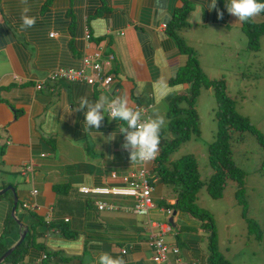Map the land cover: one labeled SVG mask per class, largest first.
Masks as SVG:
<instances>
[{
	"label": "crops",
	"instance_id": "obj_1",
	"mask_svg": "<svg viewBox=\"0 0 264 264\" xmlns=\"http://www.w3.org/2000/svg\"><path fill=\"white\" fill-rule=\"evenodd\" d=\"M212 2L189 0L187 26L172 30L170 22L182 0H27V15L36 23L23 29L22 0H0V190L13 187L15 215L35 239L33 244V238H27L17 264H98L100 253L122 257L126 264H156L148 239L161 232L159 227L150 231L148 220L169 225L161 235L179 249L177 255H169L170 261L207 264L209 233L204 222L171 207L177 193L156 176L154 162L145 165L154 203L146 214L131 210L132 198L94 191L123 185V176L142 164L132 162L129 150L122 148L118 120L105 116L100 129L85 132L84 111L75 109L80 97L110 101L123 95L132 107L146 109L142 118L165 114L163 108L171 98L189 88L172 82L187 59L174 34L197 57L198 49L212 45L211 52L217 53L218 47H224L228 53L218 52L217 58L228 57L234 65H242L236 49L237 41L239 46L245 44L242 22L228 13V0H216V7L209 8ZM197 7L204 8L202 22H191ZM97 50L115 57L114 79L106 88L49 78L59 69L79 68L82 56ZM258 51L264 61V34ZM158 94L163 97L159 103ZM113 132L116 139L107 142L104 137ZM81 187L90 190L82 192ZM13 200L10 190L0 195V236L9 228L6 240L15 242L21 230L10 222ZM100 202L115 208L98 209ZM231 209L234 219L222 217L219 225L213 220L219 251L231 264H264V233L245 245L247 222L235 215V206Z\"/></svg>",
	"mask_w": 264,
	"mask_h": 264
},
{
	"label": "trees",
	"instance_id": "obj_2",
	"mask_svg": "<svg viewBox=\"0 0 264 264\" xmlns=\"http://www.w3.org/2000/svg\"><path fill=\"white\" fill-rule=\"evenodd\" d=\"M189 9V0H182V5L175 9L172 22H170L172 30L187 26L184 17ZM261 18H263L261 21L242 22L241 25L242 32L246 37V47L252 51L259 49V39L264 34V13L261 14ZM174 37L187 59L176 72L172 82L187 84L189 88L186 94L176 95L169 101L166 112L168 121L166 127L161 131L159 154L154 160L152 169L162 183L173 185L177 193V201L171 207L186 211L204 222V228L209 233L207 264H231L218 249L211 213L196 205V193L202 185H205L207 194L211 198L218 199L222 196L228 180L234 181L236 183L234 199L240 205L241 216L247 222L249 233L253 234V231L257 229V224L246 216L247 204L244 189L246 173L232 159L231 138L234 132L249 131L264 149V135L247 116L236 111L234 99L228 95L223 78H210L201 68L196 52L185 44L182 37L176 34ZM203 87L213 90L216 99L214 116L217 124L214 139L207 146V159L212 172L205 181L200 178L197 161L191 153L183 154L176 159L171 158L172 152L182 142L191 136H198L200 133L196 102ZM262 166H264V162ZM10 222L15 224L13 218L10 219ZM8 229L0 236V256L14 243V240H6ZM29 237L33 238L32 242L35 244L34 233L28 231L23 242L1 264L19 263L24 256L25 242ZM254 237L259 239L260 233Z\"/></svg>",
	"mask_w": 264,
	"mask_h": 264
},
{
	"label": "rangeland",
	"instance_id": "obj_3",
	"mask_svg": "<svg viewBox=\"0 0 264 264\" xmlns=\"http://www.w3.org/2000/svg\"><path fill=\"white\" fill-rule=\"evenodd\" d=\"M242 37L245 44L239 46L240 42L237 41L236 43L239 60L243 62L242 65H234L228 57L221 56L217 58L218 52L227 54L228 50L224 47H218L217 53H212V45H209V48H206L207 50L204 48L198 49L199 56L197 58H199L201 66L210 78H223L228 95L234 99L236 111L247 116L251 123L264 135V61L261 58V53L259 54V49L257 51L246 49V39L243 34ZM199 47L200 45L195 48ZM237 62L236 60V64ZM167 109L168 106L163 108L165 114L153 117L164 118L165 126L163 128L166 127L168 121ZM215 109L216 99L213 90L211 88H201L196 102L200 133L198 136H191L188 140L182 142L171 154V158L176 159L183 154L191 153L197 161L200 178L203 181L212 172L207 159V146L214 139L217 127L214 116ZM231 156L237 166L241 167L246 173L244 178L247 204L246 216L249 215L247 218L259 222V226L253 231V234L244 233L243 242L246 245L249 240L256 241L254 235L257 233L263 235L264 233V166H262L264 149L251 132H234L231 138ZM235 190L234 181L228 180L222 196L214 199L207 194L205 185H202L196 193V205L209 211L218 225L223 222V220L221 221L222 217L228 216L230 220L234 219L232 206H235V215L240 217L241 208L234 199ZM19 210L20 208H18V214L20 213ZM24 212L22 211L21 218H23Z\"/></svg>",
	"mask_w": 264,
	"mask_h": 264
},
{
	"label": "clouds",
	"instance_id": "obj_4",
	"mask_svg": "<svg viewBox=\"0 0 264 264\" xmlns=\"http://www.w3.org/2000/svg\"><path fill=\"white\" fill-rule=\"evenodd\" d=\"M25 5L22 11L23 29L33 27L36 23L35 17H29L27 0H22ZM216 7V0H213L209 8ZM229 14L235 16L238 22H256L257 18L264 13V0H228L226 5ZM204 8L197 7L191 14L193 20L202 22ZM219 15L223 16V12ZM143 85L140 86L142 90ZM163 97L156 95L157 103ZM75 111H84V131L100 129L105 116L109 120H118L119 133L124 135L122 148L129 150L132 162H147L154 159L159 152L160 134L165 126L163 117L142 119V111L132 107L126 96H117L110 101L101 97L90 101L87 97H80ZM71 112V111H69ZM103 136V135H102ZM117 133L113 132L104 139L112 142L116 139ZM98 264H126L122 257H112L108 253H100Z\"/></svg>",
	"mask_w": 264,
	"mask_h": 264
},
{
	"label": "built area",
	"instance_id": "obj_5",
	"mask_svg": "<svg viewBox=\"0 0 264 264\" xmlns=\"http://www.w3.org/2000/svg\"><path fill=\"white\" fill-rule=\"evenodd\" d=\"M53 35H55V33H50V36ZM84 37L85 40H88L90 38V34L85 31ZM114 59L115 57L112 53L102 54L100 50L94 51L90 54L85 53L82 56V64L79 68H62L55 71L53 74H50L49 78L52 81L58 79L67 80L69 82L80 81L85 82L90 86L97 85L100 88H106L114 79L113 73L111 71L113 68ZM134 108L141 110L142 114H145L146 112V109L143 107ZM142 119H148V117H144ZM157 156L151 161L141 162L142 166L139 169L126 176H123V185L112 188H95L94 191L99 193H112L119 196L132 198L134 200V204L131 210L137 214H146L148 209L153 207L154 203L152 201L153 186L151 174L145 165L154 162ZM26 169L31 170V165L26 166ZM80 190L82 192H88L90 188L81 187ZM32 193L36 194V190H33ZM23 206L33 211L36 209L35 205L28 206L27 204H23ZM97 208L112 209L115 208V206L100 202L97 203ZM167 213L171 214V210L167 209ZM146 225L150 231L154 227H159L161 233L165 232L169 228V225H160L151 220H148ZM161 233L158 235H150L148 239V245L153 250L152 259L156 264H175L169 260V255H177L179 253V249L177 247L168 245L164 241ZM42 257L46 258V255L43 254Z\"/></svg>",
	"mask_w": 264,
	"mask_h": 264
},
{
	"label": "water",
	"instance_id": "obj_6",
	"mask_svg": "<svg viewBox=\"0 0 264 264\" xmlns=\"http://www.w3.org/2000/svg\"><path fill=\"white\" fill-rule=\"evenodd\" d=\"M7 190H10L13 195H14V200H13V204H12V207H11V216L12 218L15 220V222L17 223V225L19 226L20 228V233H19V237L18 239L11 245L7 248V250L0 256V264L4 261V259L10 255V253L17 247L19 246L24 238H25V235L27 233V229L26 227L20 222V220L17 219L16 215H15V211H16V205H17V200H16V196H15V193H14V189L12 186H6L4 189L0 190V195L5 193Z\"/></svg>",
	"mask_w": 264,
	"mask_h": 264
}]
</instances>
